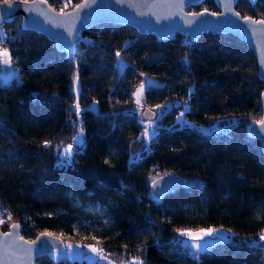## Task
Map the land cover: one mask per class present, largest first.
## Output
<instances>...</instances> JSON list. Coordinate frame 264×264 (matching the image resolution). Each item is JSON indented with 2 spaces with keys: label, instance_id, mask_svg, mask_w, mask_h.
<instances>
[{
  "label": "trees",
  "instance_id": "16d2710c",
  "mask_svg": "<svg viewBox=\"0 0 264 264\" xmlns=\"http://www.w3.org/2000/svg\"><path fill=\"white\" fill-rule=\"evenodd\" d=\"M46 1L58 11L81 2ZM235 9L264 21V0H237ZM187 10L217 11L213 0ZM82 38L65 51L19 17L0 23V52L13 64L0 76V227L17 222L27 238L70 234L62 242L88 221L96 248L117 263L264 264L255 245L264 230V155L247 132L261 116L263 83L251 50L230 34L184 44L180 34L160 41L115 24ZM141 79L148 106L169 104L147 139L146 119L125 111ZM167 172L198 182L155 199L146 177ZM219 225L233 238L195 254L176 238L180 228ZM35 262L96 264L51 252Z\"/></svg>",
  "mask_w": 264,
  "mask_h": 264
},
{
  "label": "water",
  "instance_id": "95a60500",
  "mask_svg": "<svg viewBox=\"0 0 264 264\" xmlns=\"http://www.w3.org/2000/svg\"><path fill=\"white\" fill-rule=\"evenodd\" d=\"M203 0H81L66 11L53 9L46 0H4L0 2V23L19 17L23 28L44 35L60 50L70 51L85 42L82 32L99 24L129 26L139 34H152L157 40H166L175 34L198 38L202 33L230 34L244 43L252 52L257 76L263 87L259 95L261 116L247 127L264 155V21L252 16H241L235 9L237 0H213L217 11H188ZM253 1V0H251ZM2 50L0 53L5 52ZM7 52V51H6ZM8 53V52H7ZM13 71L8 54L0 57V76ZM137 118L153 119L156 111L144 99L138 106L125 110ZM151 195L159 199L186 182L198 179L176 172L146 177ZM61 237L47 230L33 238L20 232V225L11 222L5 230L0 227V264H36L35 259L57 249ZM255 245L264 249V241Z\"/></svg>",
  "mask_w": 264,
  "mask_h": 264
},
{
  "label": "rangeland",
  "instance_id": "374dc122",
  "mask_svg": "<svg viewBox=\"0 0 264 264\" xmlns=\"http://www.w3.org/2000/svg\"><path fill=\"white\" fill-rule=\"evenodd\" d=\"M142 84L145 85V79H141L139 82L133 85L132 90L134 94V101L132 104V108H135L136 106H138L140 100L143 99V91L140 92L139 95L137 94ZM168 105H169L168 103H162V104H157V105H153L149 107L154 109L156 111V114L158 115ZM154 119L155 118L144 120L147 125L146 131L149 132L150 134L152 133L151 124ZM76 138L77 140L81 139L80 133L78 134V136H76ZM65 162H69V158H66ZM84 208L96 215L97 214L100 215L103 213V209L99 205L85 204ZM4 218H5L4 215L0 212V223L4 221ZM91 228H94V225L90 224L88 221H85L84 223L82 222V225H79V226L76 225L71 235V238L73 239L69 237H64L60 246L57 249L50 251L51 255L53 257L66 256L70 261L73 259H81L82 257H84L88 261H95L96 264H140L141 263L140 258H132L130 261L126 263H117V262H114V261H111L105 258V256L100 253L98 248H96V245L94 242L97 240V237L93 235ZM208 229L215 230L212 236L203 235V231H206ZM47 231L55 233L59 236H70V234H65L59 231H52V230H47ZM181 232L199 234L201 236V239L196 240V239H193L191 236L180 235ZM233 234H234L233 230L225 226L219 225V226H206V227H200V228H180V229H177L176 231V238L180 239V241L188 247V250L191 253L195 254L205 249L204 248H193L191 247V245L208 244V247H209L210 245H212L213 243L217 241L232 239ZM262 234H264V230ZM219 238H222V239H219ZM74 239H77V240H74ZM93 248L97 249V251L94 252L92 250ZM62 264H67V263H62Z\"/></svg>",
  "mask_w": 264,
  "mask_h": 264
},
{
  "label": "snow or ice",
  "instance_id": "6c2138e0",
  "mask_svg": "<svg viewBox=\"0 0 264 264\" xmlns=\"http://www.w3.org/2000/svg\"><path fill=\"white\" fill-rule=\"evenodd\" d=\"M116 55L119 57L120 56V53L117 52ZM7 56H8V53L6 51L3 52V53H0V57L7 58ZM143 88H144V85L142 84L141 87H140V89L138 90V93H137L138 95H139L140 92L143 91ZM137 102H139V101H137ZM76 111H77V113L79 112L78 105L76 106ZM143 135H144L145 138H148L150 135H154V132L150 134L149 132L146 131ZM73 139H77V138L74 137ZM71 147L72 146L69 145V148L66 150V153H65L66 158H69L70 157ZM214 231L215 230H213V229H208L206 231H203V235H205V236H212L214 234ZM180 235L191 236L193 239H196V240L201 239V236L199 234L181 232ZM219 239H222V238H219ZM259 239L261 241H264V234H261L260 237H259ZM191 247H193V248H204V249H206L208 247V244H204V245L193 244V245H191ZM92 250L94 252L97 251V249H95V248H93Z\"/></svg>",
  "mask_w": 264,
  "mask_h": 264
},
{
  "label": "built area",
  "instance_id": "2783aa9c",
  "mask_svg": "<svg viewBox=\"0 0 264 264\" xmlns=\"http://www.w3.org/2000/svg\"><path fill=\"white\" fill-rule=\"evenodd\" d=\"M191 40H192L191 38L185 36V38L183 39V43L184 44H190L191 43ZM91 106L93 107L95 105L92 103Z\"/></svg>",
  "mask_w": 264,
  "mask_h": 264
}]
</instances>
